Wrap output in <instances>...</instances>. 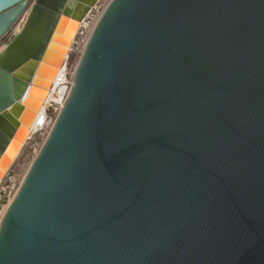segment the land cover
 Here are the masks:
<instances>
[{"label": "water", "instance_id": "water-1", "mask_svg": "<svg viewBox=\"0 0 264 264\" xmlns=\"http://www.w3.org/2000/svg\"><path fill=\"white\" fill-rule=\"evenodd\" d=\"M99 1L0 0L4 172ZM0 264H264V0H110Z\"/></svg>", "mask_w": 264, "mask_h": 264}, {"label": "rangeland", "instance_id": "rangeland-1", "mask_svg": "<svg viewBox=\"0 0 264 264\" xmlns=\"http://www.w3.org/2000/svg\"><path fill=\"white\" fill-rule=\"evenodd\" d=\"M110 0H101L99 4H97L96 9L94 11L95 14L99 15L108 5ZM25 16L21 19L15 27L9 32V34L0 41V50H2L5 44L9 41L12 35L19 31L22 27V24L25 20ZM19 27V28H18ZM79 61V57L76 53H70L68 57V71L72 73L77 66ZM36 93V91H35ZM27 115H25L26 117ZM24 117V118H25ZM47 132L44 130H39L35 134H33L32 138H30L24 145L21 152L16 157V160L13 164L8 166V171L5 177L0 178V196L3 195V189L5 188V196L1 199V207H0V219L1 214L4 210L5 205L8 203L10 198L15 194V191L19 188V185L23 181L24 176L27 174L28 169L30 168L34 158L39 153L42 145L44 144L47 138Z\"/></svg>", "mask_w": 264, "mask_h": 264}, {"label": "bare ground", "instance_id": "bare-ground-1", "mask_svg": "<svg viewBox=\"0 0 264 264\" xmlns=\"http://www.w3.org/2000/svg\"><path fill=\"white\" fill-rule=\"evenodd\" d=\"M80 25H81L80 23L76 25L77 30L79 29ZM76 29L71 34V36H69L70 38L68 39V44L65 47V49H64L65 51L62 55V61H61L60 65L57 67V69H55V71L53 69V72H54L53 76L50 80L49 85L46 88V91L43 92V96L39 100V106H38L37 110H35V112L33 113L29 125L23 127V132L25 133V136H26L25 140L23 141V143L20 142L14 146V148L12 149V155L8 158L6 164H11L14 161V159L18 156V154L21 152V150L23 149L25 143L30 138H32L33 134H35L37 131H39L42 128L41 125H43V123L45 121L46 110H47V106H48L49 102L52 100H55L56 102L61 103L63 105L64 99H65V87H64L65 85H63L62 83L65 82L64 76H65L66 71H67V60H68V57L70 55V51L72 49L73 42H74L75 37H76V33H77ZM5 175H6V172H4V170L0 169V177L1 178L5 177ZM20 185H19V187H20ZM17 191H18V189H17ZM17 191H15V194L17 193ZM15 194L10 198L8 203L5 205L4 210L2 212L0 222H1L2 217L5 214L8 206L12 202Z\"/></svg>", "mask_w": 264, "mask_h": 264}, {"label": "built area", "instance_id": "built-area-1", "mask_svg": "<svg viewBox=\"0 0 264 264\" xmlns=\"http://www.w3.org/2000/svg\"><path fill=\"white\" fill-rule=\"evenodd\" d=\"M96 6L92 9L88 18L80 25V28H79L78 33L76 35V38L73 42L72 49L70 51V53H73V52L76 53L79 57V60L81 58V55L84 51V48L87 44V41H88V39H89V37H90V35H91L95 25H96L98 19L100 18L102 12L104 11L103 10L99 15L95 14L94 11L96 9ZM67 64H68V60H67ZM75 69H76V67H75ZM75 69L72 73H70L68 71V67H67V71H66V74L64 76L65 82L62 83L63 85H65L64 86L65 87V99H64V101L66 100V98L68 97V95L72 89ZM62 107H63V105L61 103L56 102L55 100H52L49 102V104L47 106V110H46V118H45L43 125H41L42 128L40 130L46 131L47 135L50 133V131H51ZM3 196H5V188L3 189V195L0 196V201L3 198ZM1 206L2 205L0 203V207ZM1 216H2V214H1Z\"/></svg>", "mask_w": 264, "mask_h": 264}]
</instances>
